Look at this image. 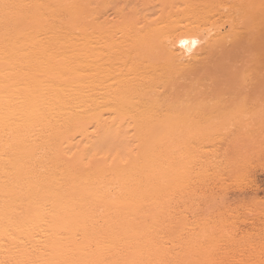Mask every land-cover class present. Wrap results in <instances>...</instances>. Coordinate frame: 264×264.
Listing matches in <instances>:
<instances>
[{
  "label": "bare ground",
  "instance_id": "6f19581e",
  "mask_svg": "<svg viewBox=\"0 0 264 264\" xmlns=\"http://www.w3.org/2000/svg\"><path fill=\"white\" fill-rule=\"evenodd\" d=\"M235 1L0 0V264H258L187 218L221 125L187 111L264 77Z\"/></svg>",
  "mask_w": 264,
  "mask_h": 264
},
{
  "label": "rangeland",
  "instance_id": "374dc122",
  "mask_svg": "<svg viewBox=\"0 0 264 264\" xmlns=\"http://www.w3.org/2000/svg\"><path fill=\"white\" fill-rule=\"evenodd\" d=\"M252 1L237 0L233 5L237 9ZM224 81L222 92L207 94L215 107L193 109L195 105L187 111L196 122H221L205 142L194 144L203 160L212 156L215 161L197 185L194 215L187 218L192 223L193 217L209 216L213 221L210 237H222L219 247L228 253H255L260 258L257 263L263 264L264 77L243 79L234 88Z\"/></svg>",
  "mask_w": 264,
  "mask_h": 264
}]
</instances>
